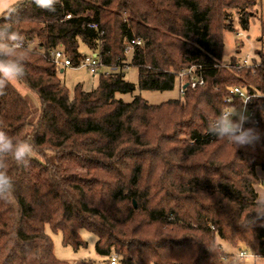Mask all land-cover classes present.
Here are the masks:
<instances>
[{
    "label": "trees",
    "instance_id": "trees-1",
    "mask_svg": "<svg viewBox=\"0 0 264 264\" xmlns=\"http://www.w3.org/2000/svg\"><path fill=\"white\" fill-rule=\"evenodd\" d=\"M259 6L264 0H61L47 12L25 3L11 23L35 47L18 82L38 96L40 112L31 122L30 104L10 84L0 130L29 137L36 157L28 167L9 160L14 199L0 201V264H68L54 256L46 226L74 250L84 246L80 229L93 233L97 254H116L119 264H233L217 239L264 257V218L254 212L264 101L255 103L257 124H246L261 134L253 144L235 148L208 132L229 88L264 92V23L260 67L218 68L223 33L234 18L247 30ZM135 39L141 44L126 52ZM80 41L108 71L70 97L49 55L62 49L76 65ZM192 65L202 66L204 85L179 99L116 98L134 91L127 66L140 89L167 91Z\"/></svg>",
    "mask_w": 264,
    "mask_h": 264
},
{
    "label": "clouds",
    "instance_id": "clouds-1",
    "mask_svg": "<svg viewBox=\"0 0 264 264\" xmlns=\"http://www.w3.org/2000/svg\"><path fill=\"white\" fill-rule=\"evenodd\" d=\"M61 0H0V96L14 81L26 75V53L32 45L25 46V37L12 27L13 18L18 15L25 3L35 4L38 8L55 12ZM249 118L243 110L235 106L222 110L208 123L209 134L233 145L235 148L251 145L260 138L255 127L246 126ZM36 155V149L29 137L16 140L6 131L0 130V201L11 203L14 199V181L8 173L9 160L18 166L28 167ZM254 212L258 218H264V196L255 201ZM233 264H239L233 261Z\"/></svg>",
    "mask_w": 264,
    "mask_h": 264
},
{
    "label": "rangeland",
    "instance_id": "rangeland-1",
    "mask_svg": "<svg viewBox=\"0 0 264 264\" xmlns=\"http://www.w3.org/2000/svg\"><path fill=\"white\" fill-rule=\"evenodd\" d=\"M257 17L251 18L247 30H243L238 25L236 19L233 20L234 31H225L223 33V48L221 52V63H229L233 59L236 62H242L246 56L250 59H257V52L260 50L261 44L258 39L261 36V26L264 23V6L257 7ZM240 33V36H238ZM35 45H32V49ZM78 51L82 56H89L90 51L80 41L78 45ZM108 69L103 67L96 74H91L87 69H63L61 73L57 70V75L60 81L64 84L69 92V96L73 95V90L76 85H81L84 91L93 90L98 83L100 74L107 72ZM124 80L134 85V91L128 94H116V98L124 102H130L134 97H140L148 104H160L170 99H179L181 97L179 93V80L176 79L172 90L167 91H152L142 90L138 87V75L137 69L133 66H127L123 70ZM12 86L28 101L32 108L31 122H34L40 112V101L38 96L18 81L11 83ZM184 138L185 137H180ZM53 159L54 155L49 154ZM36 157V156H35ZM257 185V184H256ZM45 233L50 237L53 246L54 256L63 262L68 264H75L82 261H91L94 263H104L107 261V257H103L97 254L95 250L96 236L85 230L80 229L78 231L80 239L84 242V246L74 250L70 246H64L62 244L61 232H52L48 226L45 227ZM217 243L222 247L224 253H227L226 248H231L227 243L217 239ZM240 250L246 251L248 254H252L246 248L240 247ZM235 253L237 254L238 251Z\"/></svg>",
    "mask_w": 264,
    "mask_h": 264
},
{
    "label": "built area",
    "instance_id": "built-area-1",
    "mask_svg": "<svg viewBox=\"0 0 264 264\" xmlns=\"http://www.w3.org/2000/svg\"><path fill=\"white\" fill-rule=\"evenodd\" d=\"M240 36V33H238ZM141 40L135 39L128 43L125 51L129 52L133 50L134 46L140 45ZM50 61L60 70L62 69H87L91 74H96L100 68L104 66L97 58V54L90 53L89 56H81L78 63L74 65L71 60L67 57L62 49H56L50 52L49 55ZM261 66L260 60L250 59V57L246 56V58L242 62H229V63H221L218 65V68H224L227 70H236L243 68H251L256 69ZM176 79L179 80V93L183 94L185 88L189 86L190 88H195L197 86L204 85V78L202 75V66L201 65H192L186 69L181 70L176 75ZM186 85V87H184ZM257 100L264 101V92H255L249 93L245 88L239 86H233L229 88L227 96L224 98V103L227 107L224 109H228L230 106H235L238 111L243 110L244 114L249 118V122L253 124H257L254 115L255 103ZM252 257L253 254H248L244 250H239L235 256H226L223 257L222 260L224 262L236 261V259H242L244 257ZM104 264H119L118 256L116 254H111L108 257V261Z\"/></svg>",
    "mask_w": 264,
    "mask_h": 264
},
{
    "label": "crops",
    "instance_id": "crops-1",
    "mask_svg": "<svg viewBox=\"0 0 264 264\" xmlns=\"http://www.w3.org/2000/svg\"><path fill=\"white\" fill-rule=\"evenodd\" d=\"M61 73L63 72V69L60 71ZM257 176L260 180V182L254 186V189L256 191L257 194V198L264 196V171H262L261 169L257 170ZM227 249V253L230 256H235L236 255V250L234 248H226ZM241 248H237V251H239ZM236 261H238L240 264H264V257H244L242 259H236Z\"/></svg>",
    "mask_w": 264,
    "mask_h": 264
},
{
    "label": "water",
    "instance_id": "water-1",
    "mask_svg": "<svg viewBox=\"0 0 264 264\" xmlns=\"http://www.w3.org/2000/svg\"><path fill=\"white\" fill-rule=\"evenodd\" d=\"M184 87H186V85H185ZM133 204H134V203H133Z\"/></svg>",
    "mask_w": 264,
    "mask_h": 264
}]
</instances>
